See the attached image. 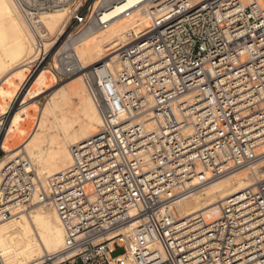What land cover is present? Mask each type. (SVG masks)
<instances>
[{
	"label": "built area",
	"instance_id": "2783aa9c",
	"mask_svg": "<svg viewBox=\"0 0 264 264\" xmlns=\"http://www.w3.org/2000/svg\"><path fill=\"white\" fill-rule=\"evenodd\" d=\"M15 1L34 37L31 74L52 62L58 78L82 76L100 125L47 190L25 160L6 162L0 217L51 206L69 255L59 264H264V180L216 212L175 209L264 156V0H148L149 30L117 48L114 71L55 50L100 18L98 0ZM59 10L49 36L42 17Z\"/></svg>",
	"mask_w": 264,
	"mask_h": 264
},
{
	"label": "bare ground",
	"instance_id": "6f19581e",
	"mask_svg": "<svg viewBox=\"0 0 264 264\" xmlns=\"http://www.w3.org/2000/svg\"><path fill=\"white\" fill-rule=\"evenodd\" d=\"M147 1L98 0L95 8L102 9L100 18L92 17L76 32L81 31L85 43L70 47L66 42L71 34L63 43V49L73 50L86 70L99 63L107 64L113 71L118 69L116 51L127 43L129 34L123 38L121 35L128 30L139 37L149 30ZM63 17L62 10L42 17L49 36L61 31ZM91 25L90 30L82 31ZM34 55V37L16 1L0 0V71L12 60L26 57L27 62ZM75 76L64 88L42 89L43 92H52L37 116L35 107L23 109L20 118H27L34 124L30 136L26 137L21 129L16 128L18 113L13 106L7 111L6 123L0 133V148L10 158L25 160L27 170L35 174L39 187L45 190L49 177L70 166L71 149L88 140L100 125V116L88 85L82 76ZM74 101L76 108L73 110ZM28 104L33 106L34 102ZM5 164L3 160L0 162V173ZM262 180L264 156L252 167L225 175L179 200L175 204L176 213L187 219L204 212H216L226 199L253 189ZM29 206L32 207H21L0 217V258L3 263L59 264L66 261L68 254L59 255L64 246V230L56 212L47 203Z\"/></svg>",
	"mask_w": 264,
	"mask_h": 264
},
{
	"label": "rangeland",
	"instance_id": "374dc122",
	"mask_svg": "<svg viewBox=\"0 0 264 264\" xmlns=\"http://www.w3.org/2000/svg\"><path fill=\"white\" fill-rule=\"evenodd\" d=\"M61 21H63V19ZM92 26L93 25L88 26L82 31L90 30ZM80 33L81 31L78 34H76V32L73 33L72 37L69 38L66 44L69 43L70 47L83 45L85 43V40L80 35ZM130 33L131 31L127 30L121 35V38L126 37V35ZM62 42L63 40L58 42L55 50L62 46ZM25 58L26 57L10 61L0 71V133H2L1 131L6 123L5 121L7 117V111L10 107L13 106L15 109H17L16 111L18 113L15 116L16 128L21 129L26 137L30 136L34 132V124L33 121L27 118H20L23 109H32V107H35V115L37 116L39 110H41L45 106L52 92V90L43 92V88H64L74 77H77L74 75L71 77L68 76L65 78H58L54 73L52 62H50L48 65L41 66L35 73L31 74L30 64L28 66H23V64L31 62L32 57L27 62H25ZM30 101L34 102L33 106L28 104ZM22 102L24 103L20 104ZM72 107L73 110L76 108L75 101L73 102ZM1 143L2 137L0 138V146ZM15 146L19 147L20 145L15 144ZM12 159L13 158L7 156V154L0 148V162L3 160L5 164ZM29 207L32 206L28 205L22 208L27 209ZM122 252V249H116L112 255L113 257H115L121 255Z\"/></svg>",
	"mask_w": 264,
	"mask_h": 264
}]
</instances>
